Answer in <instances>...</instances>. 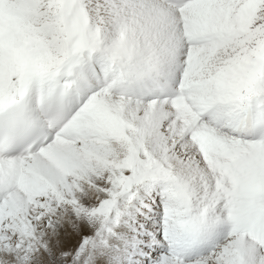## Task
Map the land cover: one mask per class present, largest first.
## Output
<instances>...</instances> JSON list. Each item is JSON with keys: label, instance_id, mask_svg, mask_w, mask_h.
I'll list each match as a JSON object with an SVG mask.
<instances>
[{"label": "snow or ice", "instance_id": "obj_1", "mask_svg": "<svg viewBox=\"0 0 264 264\" xmlns=\"http://www.w3.org/2000/svg\"><path fill=\"white\" fill-rule=\"evenodd\" d=\"M0 264H264V0H0Z\"/></svg>", "mask_w": 264, "mask_h": 264}]
</instances>
